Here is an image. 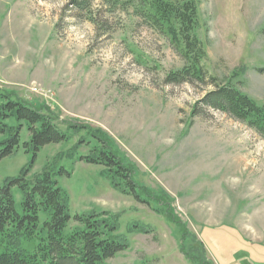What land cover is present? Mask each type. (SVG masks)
I'll return each instance as SVG.
<instances>
[{"label": "rangeland", "instance_id": "rangeland-1", "mask_svg": "<svg viewBox=\"0 0 264 264\" xmlns=\"http://www.w3.org/2000/svg\"><path fill=\"white\" fill-rule=\"evenodd\" d=\"M72 1L0 0V89L49 109L61 129H81L34 156L25 125L20 145L0 162V188L27 168L33 180L63 157L72 170L59 183L73 214L120 215L130 247L108 263L190 264L178 227L155 204L113 188L103 166L68 159L89 153L88 126L114 139L137 165L139 183L168 193L170 215L204 242L213 264H264V137L207 106L211 84L169 82L184 60L133 2ZM199 19L209 75L234 79L264 106V0H199ZM14 195L20 202L17 188Z\"/></svg>", "mask_w": 264, "mask_h": 264}, {"label": "trees", "instance_id": "trees-1", "mask_svg": "<svg viewBox=\"0 0 264 264\" xmlns=\"http://www.w3.org/2000/svg\"><path fill=\"white\" fill-rule=\"evenodd\" d=\"M85 2L73 0L72 4L82 6ZM130 2L135 4L138 16L171 38L184 60L183 67L169 76V82L211 84L214 89L203 102L247 123L264 137V106L243 93L234 79L220 82L216 76L209 75L208 53L198 35L199 0ZM48 110L34 107L0 89V135L3 136L0 162L20 145L25 125L30 133L25 147L34 156L47 145L69 142L72 134L81 131L76 125L61 129ZM83 129L90 135L85 142L90 151L77 157L71 153L68 159L103 166L102 175L113 188L133 195L140 202L155 204L158 213L176 224L179 249L190 264H213L208 260L204 242L170 215L166 206L171 203L168 193L139 183L137 165L127 161L107 133L88 126ZM66 164L59 157L46 164L33 180L27 178L30 172L27 168L21 177L9 180L0 188V264H110V259L129 249L130 239L120 232V215L116 212L73 214L71 196L59 183L60 176H70L72 168ZM15 188L22 194L20 202L14 195ZM138 227V224L132 225L129 233ZM139 231L149 232L148 228Z\"/></svg>", "mask_w": 264, "mask_h": 264}]
</instances>
